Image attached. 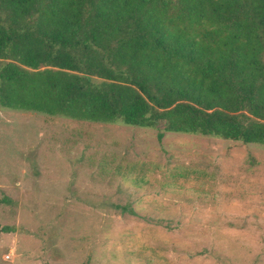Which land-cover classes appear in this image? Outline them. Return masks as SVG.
Masks as SVG:
<instances>
[{
	"label": "rangeland",
	"instance_id": "374dc122",
	"mask_svg": "<svg viewBox=\"0 0 264 264\" xmlns=\"http://www.w3.org/2000/svg\"><path fill=\"white\" fill-rule=\"evenodd\" d=\"M157 133L0 107V264H264V144Z\"/></svg>",
	"mask_w": 264,
	"mask_h": 264
},
{
	"label": "trees",
	"instance_id": "16d2710c",
	"mask_svg": "<svg viewBox=\"0 0 264 264\" xmlns=\"http://www.w3.org/2000/svg\"><path fill=\"white\" fill-rule=\"evenodd\" d=\"M0 107L264 144V0H0Z\"/></svg>",
	"mask_w": 264,
	"mask_h": 264
}]
</instances>
